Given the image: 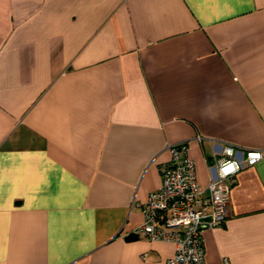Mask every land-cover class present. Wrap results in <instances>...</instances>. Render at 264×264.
<instances>
[{"label": "crops", "instance_id": "obj_1", "mask_svg": "<svg viewBox=\"0 0 264 264\" xmlns=\"http://www.w3.org/2000/svg\"><path fill=\"white\" fill-rule=\"evenodd\" d=\"M186 142L256 149L204 264L264 263V0H0V264H166L125 234Z\"/></svg>", "mask_w": 264, "mask_h": 264}, {"label": "built area", "instance_id": "obj_2", "mask_svg": "<svg viewBox=\"0 0 264 264\" xmlns=\"http://www.w3.org/2000/svg\"><path fill=\"white\" fill-rule=\"evenodd\" d=\"M168 148L170 159L161 166V184L146 197L141 208L143 221L133 232L150 240L173 242L174 254L166 264H204L202 226L225 221L237 173L254 165L262 152L224 142L213 144L207 165L209 177L202 186L197 183L186 142L172 143ZM222 264L229 262L223 259Z\"/></svg>", "mask_w": 264, "mask_h": 264}, {"label": "water", "instance_id": "obj_3", "mask_svg": "<svg viewBox=\"0 0 264 264\" xmlns=\"http://www.w3.org/2000/svg\"><path fill=\"white\" fill-rule=\"evenodd\" d=\"M125 235H126L125 239H127V240L135 239V238H138V236H139L135 232H129L128 234H125Z\"/></svg>", "mask_w": 264, "mask_h": 264}, {"label": "snow or ice", "instance_id": "obj_4", "mask_svg": "<svg viewBox=\"0 0 264 264\" xmlns=\"http://www.w3.org/2000/svg\"><path fill=\"white\" fill-rule=\"evenodd\" d=\"M226 171H228L229 169H225Z\"/></svg>", "mask_w": 264, "mask_h": 264}]
</instances>
